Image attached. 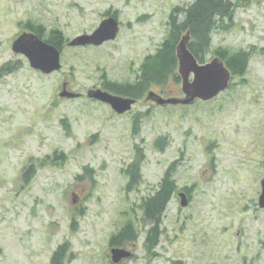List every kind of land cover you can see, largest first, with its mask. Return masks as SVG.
Returning a JSON list of instances; mask_svg holds the SVG:
<instances>
[{
    "label": "rangeland",
    "instance_id": "1",
    "mask_svg": "<svg viewBox=\"0 0 264 264\" xmlns=\"http://www.w3.org/2000/svg\"><path fill=\"white\" fill-rule=\"evenodd\" d=\"M189 1L0 0V65L19 61L18 69L0 77V264H50L53 250L66 240L65 264H264V208L258 206L264 178V0H236L231 23L213 32L212 49L252 47L253 53L245 74L233 76L212 99L156 105L143 96L118 115L84 95L58 94L63 81L85 94L100 87L103 74L133 82L145 55L167 34L172 6ZM108 10L121 22L115 40L66 44L91 32ZM27 21L43 25L44 39L51 29L62 30L59 70L43 73L12 51ZM213 56L208 53L205 61ZM180 87L170 79L150 89L167 97L181 96ZM135 145L145 159L142 182L129 191L123 168ZM54 151L64 159L53 161ZM172 162L177 189H189L188 204L181 206L175 192L163 213L160 242L147 254L142 241L148 226L136 203L153 193ZM128 220L140 234L123 245L132 255L113 263L109 239Z\"/></svg>",
    "mask_w": 264,
    "mask_h": 264
},
{
    "label": "trees",
    "instance_id": "2",
    "mask_svg": "<svg viewBox=\"0 0 264 264\" xmlns=\"http://www.w3.org/2000/svg\"><path fill=\"white\" fill-rule=\"evenodd\" d=\"M236 8V0H191L186 4H177L170 9L166 24L167 34L156 47L153 53L145 55L140 63L135 80L133 82H117L106 78L103 74V86L114 93L140 98L151 86H164L168 80L180 81L177 72L178 62L176 46L180 38L189 32L188 48L198 59L204 62L208 53L221 57L233 76H242L247 71L253 48L229 50L226 47L212 49V34L218 28H226L231 23ZM24 28L32 30L39 36L45 31L43 25L33 24L29 21L23 24ZM43 38V37H42ZM45 41L62 50L66 38L62 30L51 29ZM19 67V61H6L0 65V77L10 73ZM164 92V90H162ZM138 118H135V121ZM64 121V120H63ZM134 122L133 130L136 129ZM165 137H158L156 144L162 146ZM135 156L123 170L128 174L127 189H138L142 182L141 166L145 159L142 147L135 145ZM63 152H53V161L63 160ZM175 162H172L163 174V177L149 196L141 197L136 203L142 215L144 226H148L144 232L142 241L147 254H153L154 249L160 242L163 233L162 217L166 205L175 194L177 183L173 177ZM33 168L30 163L23 171V178L28 180V173ZM87 168V167H85ZM74 221V220H73ZM140 232L131 220H128L119 231L113 233L109 239L110 245L123 246L125 242L137 240ZM69 251V241H63L57 245L50 257V264H65L66 255Z\"/></svg>",
    "mask_w": 264,
    "mask_h": 264
},
{
    "label": "water",
    "instance_id": "3",
    "mask_svg": "<svg viewBox=\"0 0 264 264\" xmlns=\"http://www.w3.org/2000/svg\"><path fill=\"white\" fill-rule=\"evenodd\" d=\"M119 21L114 16H108L100 20L98 25L90 33H81L67 41L68 46H99L106 41L114 40L119 32ZM189 32L184 34L177 46L176 57L178 62V74L180 76L182 96H163L154 90H149L145 100H151L157 105L164 104H189L196 98L209 100L226 89L231 80L232 73L219 56L212 57L209 61L199 62L188 48ZM12 51L24 55L29 65L43 73H51L61 68V50L55 45L45 41L34 31L24 30L19 33L11 44ZM60 97H80L82 93L74 92L67 88V82L63 81ZM86 96L109 104L117 113H123L131 109L137 98L112 93L101 87L89 88ZM261 190L258 196V206L264 208V178L261 179ZM180 205L188 204L187 194L184 191L178 193ZM132 251L125 247L113 246L110 248V258L113 263L130 257Z\"/></svg>",
    "mask_w": 264,
    "mask_h": 264
},
{
    "label": "flooded vegetation",
    "instance_id": "4",
    "mask_svg": "<svg viewBox=\"0 0 264 264\" xmlns=\"http://www.w3.org/2000/svg\"><path fill=\"white\" fill-rule=\"evenodd\" d=\"M108 16H114V17H116L117 18V15H116V12H110L109 10L106 12V14H105V16L103 17V18H105V17H108ZM102 18V19H103ZM118 19V18H117ZM119 24L121 25V22L119 21ZM106 42H108V41H106ZM103 80L104 79H102V82L100 83L101 85H100V87L102 88V89H106L104 86H103ZM88 90V89H87ZM107 90V89H106ZM150 89H148L145 93H144V98H145V95L147 94V92L149 91ZM109 91V90H108ZM111 92V91H110ZM112 93H114V92H112ZM117 94V93H116ZM85 96V95H84ZM124 96V95H123ZM142 96V97H143ZM81 97V96H80ZM86 97V96H85ZM130 97H133V96H130ZM142 97H140V98H137V97H135V98H137V101L136 102H138V101H141V99H142ZM86 98H88V97H86ZM89 99H91V98H89ZM91 100H94V101H97V100H95V99H91ZM98 102H100V101H98ZM101 103H103V102H101ZM103 104H105V105H107L108 107H110L111 108V110L115 113V114H118V115H124V114H126V113H128L129 111H131V109L130 110H128V111H125V112H123V113H117L114 109H112V107L109 105V104H107V103H103ZM135 104V103H134ZM133 104V105H134ZM132 105V106H133ZM133 125L134 124H132V129H133ZM128 178H129V176H128ZM182 190H184L186 193H187V196L189 197L190 196V193H189V189H187V188H178V189H176V194L179 192V191H182ZM114 246V245H113ZM127 248H129L130 250H132V248L131 247H129V246H127Z\"/></svg>",
    "mask_w": 264,
    "mask_h": 264
}]
</instances>
